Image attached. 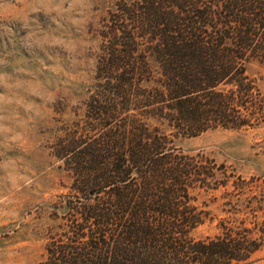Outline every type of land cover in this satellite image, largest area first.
<instances>
[{
	"label": "trees",
	"instance_id": "1",
	"mask_svg": "<svg viewBox=\"0 0 264 264\" xmlns=\"http://www.w3.org/2000/svg\"><path fill=\"white\" fill-rule=\"evenodd\" d=\"M113 18L101 72L142 117L71 152L69 224L40 264L247 261L259 243L242 232L194 236L207 214L192 192L210 189L212 171L175 139L253 126L248 64L264 59V0H122Z\"/></svg>",
	"mask_w": 264,
	"mask_h": 264
},
{
	"label": "rangeland",
	"instance_id": "2",
	"mask_svg": "<svg viewBox=\"0 0 264 264\" xmlns=\"http://www.w3.org/2000/svg\"><path fill=\"white\" fill-rule=\"evenodd\" d=\"M121 1L0 0V264L45 260L50 238L69 224L60 206L73 196L71 152L142 117L135 96L122 105L101 72ZM248 75L258 86L253 126L175 145L212 171L210 189L192 192L207 214L194 236L242 232L259 249L235 264H264V59Z\"/></svg>",
	"mask_w": 264,
	"mask_h": 264
}]
</instances>
